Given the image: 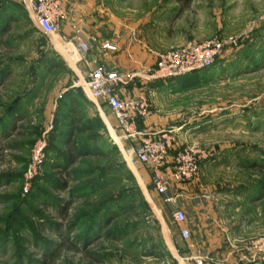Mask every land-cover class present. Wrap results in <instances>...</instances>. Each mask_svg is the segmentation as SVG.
<instances>
[{"label":"rangeland","instance_id":"obj_1","mask_svg":"<svg viewBox=\"0 0 264 264\" xmlns=\"http://www.w3.org/2000/svg\"><path fill=\"white\" fill-rule=\"evenodd\" d=\"M11 1L0 0V27L10 13L20 15L17 4L22 3ZM94 8L95 18L104 20L105 27L113 25L121 34L129 31L135 44L144 43L155 52L191 41L235 40L224 47L201 84L174 91L148 90L154 114L144 119L141 130L179 128L171 156L186 145L208 153L197 184L172 183L169 191L174 197L180 194L186 225L195 217L192 198L198 196L209 210L205 213L209 217L200 215V219L207 221L211 241L215 239L212 225L221 226L222 239L206 244L210 251L228 252L264 239L260 185L264 178L256 166L264 165V0H95ZM7 27L0 32V264H176L173 255L188 254L192 238L184 240L179 231L171 232L162 208H169L172 218L174 204L162 202L154 192L150 170L125 161L124 153L134 142L117 145L111 137L122 134L117 127L111 133L107 126L98 128L94 123L92 131L69 136L72 118L83 117L78 123L82 127L99 114L85 98L80 99L85 107L80 113L64 108L63 92L78 82L79 74L63 52L67 48L52 36L35 32L22 15ZM99 104L107 112V106ZM70 139L92 154L75 161L69 177L50 165L65 162ZM113 170L118 172L109 173ZM126 170L132 171L134 179L124 174ZM138 174L147 182L152 201L143 195L150 212L138 206L137 191L146 192ZM56 176L67 181L66 188H55ZM100 177L108 180L96 193L71 194L83 181ZM52 197H57V205L67 209V215L54 211ZM106 201H115L111 211L116 214L108 228L136 226L114 240L100 237L101 231L89 244L80 237L84 218ZM237 228H243L240 239L230 237ZM151 242L167 247L172 257L150 254ZM94 253L101 256L99 260Z\"/></svg>","mask_w":264,"mask_h":264},{"label":"built area","instance_id":"obj_2","mask_svg":"<svg viewBox=\"0 0 264 264\" xmlns=\"http://www.w3.org/2000/svg\"><path fill=\"white\" fill-rule=\"evenodd\" d=\"M24 6L30 22L43 33L52 36L54 40L62 42L67 52L76 59L86 54L97 41L90 35L80 22L73 24L72 35L61 32V22L66 17L65 0H20ZM235 44V40L210 39L204 42L191 41L182 47L173 48L163 52H156L154 67H146L132 73H121L116 70H106L101 65L89 66L87 76L75 84L80 86L86 96L96 101L104 102L117 122L121 135L114 137V142L122 144L134 142L130 149L124 153L125 161L131 166L136 164L146 166L151 172V184L157 194L165 203H173L172 218L180 226V234L184 240L192 237V231L186 222V213L181 205L180 194L171 196L172 183L184 185L194 182L200 172L201 163L207 159L208 153L195 146L186 145L171 156L176 133L173 130L157 132L143 131L138 127V119L151 115V104L147 94L142 91L137 95L122 96L117 92L120 84H128L136 79L145 82L175 78L188 73L202 71L212 67L222 56L224 47ZM72 46V48H69ZM102 49L114 51L118 44L111 38L102 39ZM115 133V132H114ZM117 138L120 143H118ZM171 157L170 169L167 163ZM208 195L204 197L207 198ZM202 198V196H200ZM198 196L192 200H198ZM183 225V226H182ZM231 253H239L238 260L224 259L215 261L202 249H197L187 255L174 254L176 264H260L264 261V239H253L242 246L235 247Z\"/></svg>","mask_w":264,"mask_h":264},{"label":"crops","instance_id":"obj_3","mask_svg":"<svg viewBox=\"0 0 264 264\" xmlns=\"http://www.w3.org/2000/svg\"><path fill=\"white\" fill-rule=\"evenodd\" d=\"M11 2H15V0H12ZM94 4H95V0H65V8L67 13H66V17L61 22L62 34L72 35L73 24L80 22L82 25H84L85 30L87 31L88 34L94 35L97 38V41L93 42L91 49L86 54H84L82 57L81 55H79V58L77 59L73 57L75 63L74 66L79 71V74L77 75L78 80H82L87 76L89 66L101 65L104 66L106 70L119 68L121 70H124V72L122 73H128L130 71H131L130 73H132L133 70L140 71L139 69L142 70L143 68L146 67L155 66L157 60V57L155 55L156 52L150 50L147 47V45L144 43H141L142 45L135 44L136 39H133L131 37L132 34L129 31L126 34L125 33L121 34L113 25H108V26L106 25L107 27H105L104 24H106V22L104 20L95 18L96 8H94ZM106 38H111L115 40L118 44V48L114 51L102 49L100 43L102 39H106ZM79 67H81V69L84 68L85 73H83ZM186 84H187L186 80L177 77L165 79V80H154L150 82H145L142 79H136L134 81L129 82L128 84L118 85L117 92L122 96H128V95H137L142 91H144L147 94V91L150 89L154 92L155 91L163 92L162 90L164 89L166 90L167 88L173 89L174 91V90H178L179 88H183ZM77 89H78L77 85H70L68 86V88H66V90L63 93L65 94L66 92L70 91V93L68 92L67 95L70 96L71 94L72 96H75L78 95ZM93 103L95 104L96 106L95 109L99 113V116L101 117L105 125L107 126L109 132L111 133L112 131L115 132V127H117V122L114 116L111 114V111L108 108V106L106 105L108 108L107 112H103L99 103L97 104L96 101H93ZM151 110H152L151 115L145 118L142 117L138 119V127L140 129L142 127V122L153 116L154 113L152 106H151ZM149 122L150 121H147V124H149ZM170 161H171V157H169V162L167 163V170L170 169V165H171ZM203 163L204 161L201 163V168L198 178L194 182L189 183L190 186L195 185L199 182ZM137 177L143 182L145 186L146 192H144L141 187L143 194L145 196H148L152 201V198L146 186L147 182L145 183L141 179L139 174L137 175ZM149 182H150V186L153 188L151 184V179ZM180 186L185 187V185H180ZM153 190L157 194L154 188ZM160 199L163 202L161 196ZM192 210L195 211L194 219L192 218L187 225L185 223V225L188 226L192 231V237H191L192 240L190 244V251L188 252V254L194 252L197 249H202L205 253L209 254L215 261L217 260L222 261L224 259H229L230 261L235 262L236 260H238L240 258L239 253H231V251L226 252L225 249H222L218 252L213 249L212 251H210L209 248L206 247L207 243L214 242V240L216 242L222 239L221 237L222 235H220L219 232L221 226L217 222H215V224L212 225L213 237L215 239L211 241L210 237L212 236V233L210 231L209 225L207 224V221L200 219V215L209 217L208 214H205L206 212L208 213L209 211V210L207 211V206H205L204 204L201 205L200 202L196 200L193 203ZM239 225H241L240 222L237 223V226ZM177 231L180 232V226H178ZM242 233H243V228L241 230L237 228L236 230H233V232H230V237L232 236V238L240 239L241 236L243 235ZM238 264H244V263L239 262Z\"/></svg>","mask_w":264,"mask_h":264},{"label":"trees","instance_id":"obj_4","mask_svg":"<svg viewBox=\"0 0 264 264\" xmlns=\"http://www.w3.org/2000/svg\"><path fill=\"white\" fill-rule=\"evenodd\" d=\"M12 3L15 4V2H12ZM17 5H19L18 7L20 8V15L18 17H16L14 14L10 13V15H9L10 17L7 18V20H8L7 23L4 24L3 27H0V32L7 30L8 24H10L15 18H16V20L18 18H20L21 15L24 17L26 22H28L30 25H32V29L35 32H39V29L37 27H35L30 22L28 15H27V12H26L25 8L23 7V5L22 4H17ZM213 66H215V64ZM212 67H210V68H212ZM210 68H207V69L202 70V71H196V72L188 73L185 75H181V76H178L177 78H183L184 80L187 81V84L191 83V85H193L195 83H198L199 81H205L210 76V74L212 72V70ZM198 84H201V83H198ZM82 90L80 91L79 89H77L78 95H75V96H72L71 94H70V96H68L67 94H68V92L70 93V91H68L64 94V101H65V103H64L65 107L64 108L69 113H71V114L75 113V112L80 113L83 111V109L85 107L82 106V101L80 100L81 98H85L87 100H90L86 96L84 91H82ZM90 101L93 103L92 100H90ZM100 103H101V105L102 104L106 105L102 101H100ZM74 116H76V114H74ZM81 118H83V117H81ZM81 118L80 117H74L71 119V122L69 123V128H70V130H69L70 135L69 136H71L73 134V132H75V131L76 132L92 131L93 130L92 129L93 123L96 124V126L98 128L99 127L105 128V126H106L105 123L103 122V120L101 119V117L98 116V117L91 118L92 124L88 123V124H85L84 126L81 127L80 124H78L81 121L80 120ZM67 142H68L70 148H69L68 153H66V154L63 153L64 154L63 157L65 158V162L64 163L57 162L55 164L51 163L50 168H52V170L55 169L56 172H58V174H61L62 176L64 174H66L67 176L70 177V175H72V173H71L72 170L70 169V166H72L75 163V161H77L78 159H80L86 155L92 154V153L90 151H88L87 149L78 148L77 144L74 141H71V139L66 141V143ZM114 148L116 151L117 147L115 146ZM106 156H107L106 153H102L103 158L104 157L106 158ZM256 164H257L256 162H253V164H251V165H256ZM256 166L259 167V169H257V170L261 173V175L264 178V165L259 164ZM58 168H61V169L58 170ZM117 172H118L117 170H113V171H110L109 173H117ZM106 173H107V171L106 172L104 171L103 176ZM124 174L128 175L129 176L128 178H130V179H134V177H135L131 170H129V171L126 170ZM110 175H112V174H110ZM107 180H108V178L102 179L100 177V178H95V179L83 181L82 183H80V185L76 186V188H74L71 191V194L72 195H78V196H84V197L89 196L91 194L96 193L98 190H100L99 188H101V184L106 182ZM52 184H54L55 188H58V189H60V188L64 189L67 187V181H65L60 176L59 177L56 176V178L53 177V183ZM260 185H261V188L263 189L264 188V180L262 181V183ZM136 195H138V198H139L138 202L140 205H138V206H141V208L144 212H150L151 207H150L148 201L144 198L142 191L141 190L137 191ZM56 199H57V197H55V198L52 197V199L50 200L52 205L55 208L54 211L64 213L63 216L67 215L68 214L67 209H64V207H60L59 205H57L58 202ZM105 203H108V205H106ZM113 204H115V201L114 202L113 201L102 202V204L97 205L96 208H94L92 212L87 213V215L84 218V224H83L84 233L82 234V236H80L83 241H85V242L89 241V244H90L91 243L90 241L95 239L98 236V234H101V231H104V235L103 236L99 235L100 237H104L108 240H110V239L114 240V239L118 238L119 236H123V235L129 233L131 231V229H133L136 226L135 224L128 223L125 225V227H121V228L118 227L116 229L108 228L107 226L114 220V217L116 215L115 212L111 211ZM134 207L135 206H133L132 208H134ZM162 209H163L162 210L163 213H165L164 216H165L166 222H167L171 232H173V233L176 232L178 226L173 221V219L171 218L169 208L165 207ZM149 246L151 249L150 254L155 253L154 256H158V257L164 259V258H166L167 254L168 255L170 254L167 247H165L164 245H158L155 242H151L149 244ZM186 254H184V255H186ZM92 256L94 259H98V260L101 257L97 253L92 254ZM170 256L172 257L171 254H170Z\"/></svg>","mask_w":264,"mask_h":264},{"label":"bare ground","instance_id":"obj_5","mask_svg":"<svg viewBox=\"0 0 264 264\" xmlns=\"http://www.w3.org/2000/svg\"><path fill=\"white\" fill-rule=\"evenodd\" d=\"M63 52L65 53V55H67V58L70 59V61H72V60L74 61L73 56H71L67 51L66 52L63 51Z\"/></svg>","mask_w":264,"mask_h":264}]
</instances>
